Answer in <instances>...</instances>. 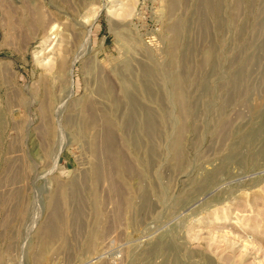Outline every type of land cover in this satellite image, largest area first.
Here are the masks:
<instances>
[{
	"label": "rangeland",
	"instance_id": "obj_1",
	"mask_svg": "<svg viewBox=\"0 0 264 264\" xmlns=\"http://www.w3.org/2000/svg\"><path fill=\"white\" fill-rule=\"evenodd\" d=\"M0 264H264V0H0Z\"/></svg>",
	"mask_w": 264,
	"mask_h": 264
}]
</instances>
